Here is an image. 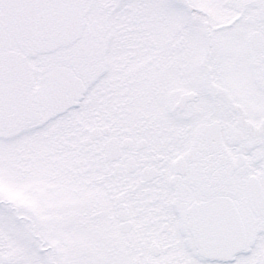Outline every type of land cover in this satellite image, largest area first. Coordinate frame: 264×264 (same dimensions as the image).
<instances>
[{
	"label": "snow or ice",
	"instance_id": "1",
	"mask_svg": "<svg viewBox=\"0 0 264 264\" xmlns=\"http://www.w3.org/2000/svg\"><path fill=\"white\" fill-rule=\"evenodd\" d=\"M0 264H264V0H0Z\"/></svg>",
	"mask_w": 264,
	"mask_h": 264
}]
</instances>
